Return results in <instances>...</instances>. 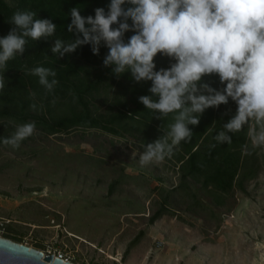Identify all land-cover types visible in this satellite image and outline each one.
<instances>
[{
	"label": "rangeland",
	"instance_id": "374dc122",
	"mask_svg": "<svg viewBox=\"0 0 264 264\" xmlns=\"http://www.w3.org/2000/svg\"><path fill=\"white\" fill-rule=\"evenodd\" d=\"M106 81L84 103L65 96L47 106L32 92L36 110L25 112L58 117L87 107L110 120L135 104ZM10 110L20 112L18 104ZM20 124L0 119V136ZM108 125L115 131L49 134L35 125L18 149L0 142V236L75 264H264V147L251 148L252 173L238 172L233 187L218 192L202 177H182L174 155L140 165L155 127L138 119Z\"/></svg>",
	"mask_w": 264,
	"mask_h": 264
},
{
	"label": "clouds",
	"instance_id": "9594fccd",
	"mask_svg": "<svg viewBox=\"0 0 264 264\" xmlns=\"http://www.w3.org/2000/svg\"><path fill=\"white\" fill-rule=\"evenodd\" d=\"M93 11L85 16L71 7L67 31L74 38L68 43L52 40L50 51L61 59L90 45L98 56L103 45L107 52L102 66L116 79L127 73L134 84L150 82L148 94L138 101L153 118L171 115L173 122L144 145L141 166L170 158L182 141H191L190 125L198 126L207 109L229 101L235 111L215 141L231 144L230 134L248 127L251 148L264 147V0H109ZM8 23V33L0 36V72L7 70L9 60L24 54L29 38L47 41L56 31L51 18H37L33 11L17 10ZM158 56L167 58L166 67H157ZM30 74L46 92L58 84L51 68L37 66ZM213 77L219 86H213ZM4 88L0 74V92ZM30 108L36 110L35 103ZM35 131L34 122L20 124L2 142L18 149Z\"/></svg>",
	"mask_w": 264,
	"mask_h": 264
},
{
	"label": "trees",
	"instance_id": "16d2710c",
	"mask_svg": "<svg viewBox=\"0 0 264 264\" xmlns=\"http://www.w3.org/2000/svg\"><path fill=\"white\" fill-rule=\"evenodd\" d=\"M108 3L109 0H15V4L11 6L4 0H0V36L8 33L12 26L8 21L17 10L33 11L37 14V18H51L56 24L55 36L48 38L47 41H33L29 38L24 54H18L14 59L9 60L7 70L0 72L5 80V88L0 92V105L5 106V109L0 110V119H15L20 123H28L31 122L28 120L31 116L34 118L35 125L49 134L62 133L74 127L115 131L108 123L123 119L143 120L157 130L159 125L158 136L167 131L168 125L173 122L172 116L157 120L153 118L154 113L138 101L140 95L148 94L147 89L150 82L134 84L127 73L120 79H116L110 74V68L102 66L103 57L107 52L103 45L98 56L93 55L90 45L78 47L75 52L65 54L61 59L58 54H53L50 51L52 40L59 38L68 43L74 38L73 34L67 31L71 7H78L81 14L87 16L94 15L93 10L96 7H106ZM127 35H131V33L126 34V37ZM156 59L157 67L168 65L167 58L158 56ZM37 66L48 67L56 71L55 79L58 84L52 92H46L45 88L39 84V78L30 74V70ZM83 74H85V78H83ZM89 75H93L95 79H88ZM107 79L110 82L106 81L105 85L112 86V83H116L121 86L130 94V99L135 104L126 106L125 109H119L110 120H101L87 107L82 110L73 108L68 114L58 117L53 116L50 111L36 115L25 112L29 105L36 103L32 98V92L35 95L39 94L47 106L55 99L65 96H68L71 102L84 103L85 94L98 89ZM210 79L214 82L213 86H219L218 78ZM85 80L87 82H84ZM21 97L28 98L22 101ZM16 104L20 110L18 113L10 110V107ZM226 111L228 114L222 115ZM234 111L235 104L229 101V104L221 105L219 109H207L198 126H189L193 129L191 141H182L174 149L173 154L179 164L182 177L185 179L202 177L203 185L206 188L227 192L233 187L238 172L242 171L244 177L252 173L253 166L250 165V158L254 151L251 150V143L247 135L248 127H245L243 131L230 134L232 136L231 144L217 143L214 139L223 130V124ZM3 138L0 136V142ZM213 144L216 146L211 147ZM245 146H247V150ZM248 151H251V154H248ZM159 215L160 213L156 217Z\"/></svg>",
	"mask_w": 264,
	"mask_h": 264
},
{
	"label": "water",
	"instance_id": "95a60500",
	"mask_svg": "<svg viewBox=\"0 0 264 264\" xmlns=\"http://www.w3.org/2000/svg\"><path fill=\"white\" fill-rule=\"evenodd\" d=\"M52 254L0 236V264H75Z\"/></svg>",
	"mask_w": 264,
	"mask_h": 264
},
{
	"label": "built area",
	"instance_id": "2783aa9c",
	"mask_svg": "<svg viewBox=\"0 0 264 264\" xmlns=\"http://www.w3.org/2000/svg\"><path fill=\"white\" fill-rule=\"evenodd\" d=\"M54 256H58V257L62 258L63 260H68V261H70V260H69L68 258H66V257L64 256V254L61 253V252H58L57 254H54Z\"/></svg>",
	"mask_w": 264,
	"mask_h": 264
},
{
	"label": "bare ground",
	"instance_id": "6f19581e",
	"mask_svg": "<svg viewBox=\"0 0 264 264\" xmlns=\"http://www.w3.org/2000/svg\"><path fill=\"white\" fill-rule=\"evenodd\" d=\"M72 235H74V234H72ZM74 236H76V235H74Z\"/></svg>",
	"mask_w": 264,
	"mask_h": 264
}]
</instances>
